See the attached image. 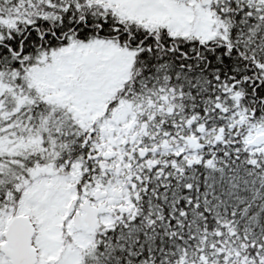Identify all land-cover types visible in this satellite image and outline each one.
I'll list each match as a JSON object with an SVG mask.
<instances>
[{"label":"snow or ice","instance_id":"snow-or-ice-1","mask_svg":"<svg viewBox=\"0 0 264 264\" xmlns=\"http://www.w3.org/2000/svg\"><path fill=\"white\" fill-rule=\"evenodd\" d=\"M0 264H264V0H0Z\"/></svg>","mask_w":264,"mask_h":264}]
</instances>
